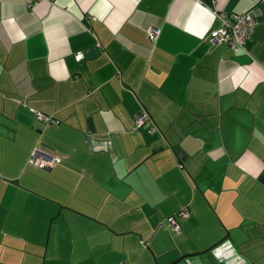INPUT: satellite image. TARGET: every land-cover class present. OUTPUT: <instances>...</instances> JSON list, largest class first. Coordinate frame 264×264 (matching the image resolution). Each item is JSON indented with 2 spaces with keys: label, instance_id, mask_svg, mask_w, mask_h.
<instances>
[{
  "label": "crops",
  "instance_id": "0c3cea01",
  "mask_svg": "<svg viewBox=\"0 0 264 264\" xmlns=\"http://www.w3.org/2000/svg\"><path fill=\"white\" fill-rule=\"evenodd\" d=\"M121 262L264 264V0H0V264Z\"/></svg>",
  "mask_w": 264,
  "mask_h": 264
},
{
  "label": "built area",
  "instance_id": "2783aa9c",
  "mask_svg": "<svg viewBox=\"0 0 264 264\" xmlns=\"http://www.w3.org/2000/svg\"><path fill=\"white\" fill-rule=\"evenodd\" d=\"M256 22V14L253 10L238 12V13H222L221 24L218 28L211 31L209 40L214 43H223L230 47L232 50L241 48L245 50L246 43L249 41L254 25ZM148 34L151 39L156 38L158 29L150 27ZM36 116L40 120H48L49 117L36 112ZM149 120V115L146 112H141L135 116V125L140 126ZM153 130V128H151ZM60 162L58 155H49L41 151V149L35 146L29 156V163L50 169ZM181 166V164H179ZM189 214L187 208H181L174 214L167 217L169 227L178 232L180 230L179 225L176 222V217H186ZM120 264H128L127 262H121Z\"/></svg>",
  "mask_w": 264,
  "mask_h": 264
}]
</instances>
